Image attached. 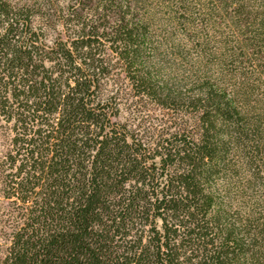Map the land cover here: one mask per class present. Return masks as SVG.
Segmentation results:
<instances>
[{"label":"trees","instance_id":"16d2710c","mask_svg":"<svg viewBox=\"0 0 264 264\" xmlns=\"http://www.w3.org/2000/svg\"><path fill=\"white\" fill-rule=\"evenodd\" d=\"M145 1L0 0V264H264V0H210L235 38L174 73Z\"/></svg>","mask_w":264,"mask_h":264},{"label":"rangeland","instance_id":"374dc122","mask_svg":"<svg viewBox=\"0 0 264 264\" xmlns=\"http://www.w3.org/2000/svg\"><path fill=\"white\" fill-rule=\"evenodd\" d=\"M176 1L178 0L145 1L147 4L146 8L149 9V13L151 14L150 31L152 38L157 44L160 45L164 62L174 64V69L172 68L171 70L172 73L176 71V67L179 69V71L183 68V64H180L178 58L173 53L175 51L174 46H176L178 43H181V45L183 44L182 48H186L187 51L195 57L196 51L194 47L199 49V43L203 44L202 42H208L207 48L216 52L218 51L217 49L220 41L225 40L226 38H235L233 37L229 27L231 24L229 14H227L221 8H215L213 9V13H210L208 8H213V3L210 0H188L190 12L182 13L185 19H179V21L176 20V6H174ZM187 34L194 36V40L198 43H189L190 41L187 39ZM242 37L243 36H240L241 39ZM242 58L243 59H240V61H243L245 57ZM211 65V71L215 68H219V66L213 62ZM237 66L238 68H241L240 64H237ZM256 66H254L255 71L253 69H248L245 70V72L249 78L248 81L252 82L258 87L259 91L257 90L256 92L259 93L260 97L263 98V103H261V105H264V67L258 64ZM263 105L262 111H264ZM120 106V119L126 120L133 129L139 132L160 130L161 127L165 126L167 123L169 124L168 119L171 118V114H173V112L170 110L163 109L157 104L146 100L145 98L127 97L126 95L122 96ZM188 116L189 115H186L184 118L187 120ZM1 138L4 137L1 136ZM5 142L4 140L0 139V149L3 151ZM239 171V176H249L244 164L243 167L239 169ZM11 177L13 176H9V178ZM4 213H6V210ZM0 215V219L5 218L2 212H0ZM6 232H11V229H7ZM2 235L0 234V242L5 241Z\"/></svg>","mask_w":264,"mask_h":264}]
</instances>
